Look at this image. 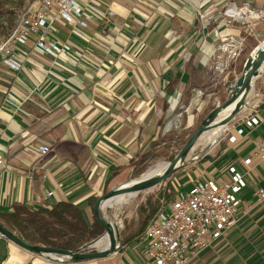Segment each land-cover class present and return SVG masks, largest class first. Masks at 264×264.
<instances>
[{"label":"crops","instance_id":"obj_1","mask_svg":"<svg viewBox=\"0 0 264 264\" xmlns=\"http://www.w3.org/2000/svg\"><path fill=\"white\" fill-rule=\"evenodd\" d=\"M82 1L85 8L91 4L98 10L84 11L87 28L68 24L54 12L53 24L17 47L22 69L0 66V127L5 132L0 145L5 157L0 165V213L16 204L37 209L68 201L90 218L89 199L133 173V163L161 136L162 121L173 101L184 99L193 69L203 70L221 56L226 62L238 57L247 62L256 42L264 39V21L255 22L264 18V0ZM231 6L263 14L235 21L224 13ZM109 12L115 14L110 22L101 17ZM174 20L179 25L171 54L168 36ZM149 32L155 39L147 38ZM42 34L49 42L69 44L70 56L36 52ZM222 45H229V55L222 53ZM126 49L132 50L131 56ZM92 60L100 66L94 67ZM254 116L260 124L247 127ZM241 129L244 133L237 136ZM225 132L214 154L190 163L180 187L187 191L206 180L228 182L229 169L236 167L247 179L242 193L247 211L241 210L237 226L201 252L196 264H264V202L256 198L264 189V161L256 156L264 140V72ZM231 135L237 136L236 143H230ZM42 146L49 148L47 154L39 152ZM147 249L145 237L109 257L71 262L32 254L0 237V264H152Z\"/></svg>","mask_w":264,"mask_h":264},{"label":"built area","instance_id":"obj_2","mask_svg":"<svg viewBox=\"0 0 264 264\" xmlns=\"http://www.w3.org/2000/svg\"><path fill=\"white\" fill-rule=\"evenodd\" d=\"M82 0H34L23 8L17 17V23L12 33L0 42V66L13 71H20L23 60L16 51L18 46L28 44L30 38L37 35L40 30L53 24L52 14L56 12L58 19L68 24H78L87 28L83 21L86 8L96 10L91 4ZM238 10L231 6L229 11ZM115 14L109 12L101 15L107 21H112ZM234 20V18H230ZM237 21V20H235ZM42 55L57 56L67 59L72 53L69 44H58L47 41L41 35L34 47ZM260 119L251 117L245 125L249 128L258 126ZM244 130L237 132L242 135ZM5 136L0 127V145ZM237 136L229 137L230 143L237 142ZM41 154H47L49 148H39ZM256 156L264 161V140L259 146ZM5 157L0 150V165L4 164ZM247 165L251 160L245 162ZM228 182L219 183L215 180H206L195 183L189 190H181L176 199L161 210L149 225L146 232L148 240L147 256L152 264H196L201 252L213 247L228 236L230 231L238 224L239 213L246 210V202L242 193L247 187L246 176L236 167L229 169ZM52 194H50L51 196ZM258 203L264 202V189L256 192Z\"/></svg>","mask_w":264,"mask_h":264},{"label":"rangeland","instance_id":"obj_3","mask_svg":"<svg viewBox=\"0 0 264 264\" xmlns=\"http://www.w3.org/2000/svg\"><path fill=\"white\" fill-rule=\"evenodd\" d=\"M32 1L34 0H0V42L5 37H7L6 32H10L15 28L18 13ZM227 9L224 10L225 14ZM229 14L231 16H236L235 11H230ZM262 19L255 22L260 23L264 21V18ZM234 20L238 19L234 18ZM178 25L179 24H176L174 20V31L168 36L171 44L169 45L170 49H168L167 51L170 50L169 52L171 54H173L175 50L173 45L176 42V30ZM152 33H148V39H155V34ZM145 41H147L146 38ZM261 42L263 43L264 39H259L256 42V45L259 46V43ZM220 50L222 51V53L225 52L229 55V45H222ZM125 54L131 56L132 50L126 49ZM125 54L124 56H126ZM236 55L237 54H235L234 51V54L232 56L235 57ZM214 56L216 57V54ZM92 61V65L94 67H96L97 65L100 66V64H98L96 61ZM245 62L246 61L244 57H238L234 62H226L225 58L221 56L220 58L217 57L213 61V63L207 65L203 70H197L196 68L193 69V77L191 83L188 82L187 86H185L183 90L185 94L184 99L181 102V99L179 100V98H176L177 100L173 101L171 108L168 109L169 111L167 113V118L162 121L163 132L160 139L157 140L158 146L155 148L154 159L148 163L147 170L138 178H134L131 171V173H126L124 178H119L118 180L114 181V183L106 186L105 191L102 192L98 198L104 196L111 190L118 189L121 186L141 179L160 163H171L173 159H175L176 156L181 152V150L184 148L195 131L200 127L203 121L208 117V115L217 106L224 104L231 98V86H228L227 83L233 82L236 79L235 75L241 76L243 74ZM101 66L103 68H108L106 64H101ZM174 67V65H171L170 69L175 71ZM154 68L155 67L153 66L152 71H155ZM112 82L113 81L106 83V87ZM225 131L226 127L220 133L218 138L216 137L215 141L208 145L205 144V141L202 137L196 144L194 150L189 155L186 166L182 167L178 172H176L171 179L148 191L141 192L132 202L124 203L123 205L118 206V209L116 208L104 213V216L112 220L117 229L120 248L122 247V240L131 237V235L139 227L140 217L138 211L141 205L146 204L151 199L157 200L159 198V194L171 183L178 187L181 186V178L185 175V171L190 163H192L193 160L198 159V157H200L201 155L205 156L214 154L213 151L217 146L216 144L222 137H224V135L226 134ZM140 160L141 157L138 161ZM138 161L136 162L138 163ZM136 162L133 163V167H136L137 169L140 165L138 166ZM171 203L172 202H167L165 199H161L160 208L157 214L164 208L168 207ZM89 212L91 216V211ZM95 251L96 249L92 248L88 249L86 252Z\"/></svg>","mask_w":264,"mask_h":264},{"label":"trees","instance_id":"obj_4","mask_svg":"<svg viewBox=\"0 0 264 264\" xmlns=\"http://www.w3.org/2000/svg\"><path fill=\"white\" fill-rule=\"evenodd\" d=\"M9 34V33H8ZM157 137L134 167L133 177H140L148 167V163L154 159ZM74 147V146H73ZM174 160V159H173ZM117 173L114 175V177ZM182 187L169 184L160 194L157 200H149L139 208L140 224L131 237L122 240V247L138 244L146 237V232L157 215L161 199L173 202ZM98 197H91L87 202L91 211L90 218L82 207L68 202L45 203L37 209L28 204H16L10 211L0 213V224L10 232L16 234L25 242L53 249L76 252L86 247L94 240L101 237L105 229L94 217L93 208ZM107 201L103 205V213L110 204Z\"/></svg>","mask_w":264,"mask_h":264},{"label":"water","instance_id":"obj_5","mask_svg":"<svg viewBox=\"0 0 264 264\" xmlns=\"http://www.w3.org/2000/svg\"><path fill=\"white\" fill-rule=\"evenodd\" d=\"M262 69H264V42L260 44L247 59L243 74L240 77L236 78L233 82L227 83L228 86H231V98L224 104L217 106L208 115V117L203 121L200 127L191 136L181 152L171 163L168 164L167 169L162 175L150 179L140 180L131 187H125L126 185L121 186L120 188L111 190L104 196L98 198L94 205L93 213L98 223L105 229L104 235L109 234L111 237L110 248L105 250L96 249L95 252H86L88 249L94 248L95 244L99 241V239L104 237V235L76 252L53 249L43 246H35L25 242L16 234L7 230L1 224L0 237L7 239L14 245L32 254L45 255L55 259H67L71 262L93 261L116 254L120 249L118 235L117 232L115 233L112 230V225L103 215L102 203L106 200H110L119 196L140 194L141 192L148 191L171 179L176 172H178L182 167L186 166L189 155L194 150L198 141L205 134L220 127L225 128L239 115L241 110L245 107L248 96L254 88L255 80L262 74ZM233 106H235V108L232 113L220 123H217V120L221 113Z\"/></svg>","mask_w":264,"mask_h":264},{"label":"bare ground","instance_id":"obj_6","mask_svg":"<svg viewBox=\"0 0 264 264\" xmlns=\"http://www.w3.org/2000/svg\"><path fill=\"white\" fill-rule=\"evenodd\" d=\"M232 11H235L232 10ZM230 12V11H229ZM236 12V16H232L233 18H237L238 20H248V19H254L259 17L260 15H262L263 13H259L247 8L244 9H238L235 11ZM262 72L264 71V69L261 70ZM235 106L229 108L228 110L224 111L221 113V115L219 116L217 123H220L222 120H224L225 118H227L232 111L234 110ZM224 127H220L215 129L214 131H211L210 133H207L203 136V139L205 141V144H211L215 141L216 137L218 138V136L220 135V133L223 131ZM168 164L167 163H160L158 164L155 168H153L152 170H150L144 177H142L139 180H136L130 184H126L125 187H131L134 184H136L138 181L140 180H145V179H150L156 176H160L162 175L165 170L167 169ZM139 194H130V195H125V196H119L113 199H110V204L107 207L106 211L109 210H114L116 209L118 206L123 205L124 203H130L132 202ZM109 200H106L102 203V211H103V205L105 202H107ZM118 209V208H117ZM112 212V211H111ZM104 215V213H103ZM106 218V217H105ZM107 221L112 225V230L116 233L117 229L115 227V225L113 224L112 220H110L109 218H106ZM112 219V217H111ZM117 224V223H116ZM111 247V237L109 234L104 235V237H102L101 239H99V241L95 244V249H99V250H105Z\"/></svg>","mask_w":264,"mask_h":264}]
</instances>
